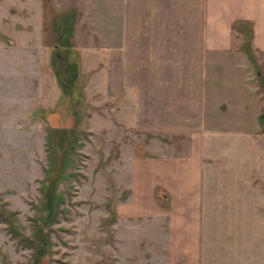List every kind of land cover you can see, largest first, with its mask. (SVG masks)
I'll use <instances>...</instances> for the list:
<instances>
[{"label":"rangeland","instance_id":"obj_1","mask_svg":"<svg viewBox=\"0 0 264 264\" xmlns=\"http://www.w3.org/2000/svg\"><path fill=\"white\" fill-rule=\"evenodd\" d=\"M239 20L209 49L183 0H0V264H174L165 235L119 211L132 157L202 137L199 264H264V50ZM72 125L63 199L41 223L46 135Z\"/></svg>","mask_w":264,"mask_h":264},{"label":"crops","instance_id":"obj_2","mask_svg":"<svg viewBox=\"0 0 264 264\" xmlns=\"http://www.w3.org/2000/svg\"><path fill=\"white\" fill-rule=\"evenodd\" d=\"M183 16L184 27L191 16L197 21L202 46L209 49L228 48L234 20H250L254 44L264 50V0H183ZM205 156L202 137L193 140L185 154L131 158L128 196L119 214L142 218V226L149 227L146 235H165L174 264L200 263ZM158 189L164 190L161 199L156 197Z\"/></svg>","mask_w":264,"mask_h":264},{"label":"trees","instance_id":"obj_3","mask_svg":"<svg viewBox=\"0 0 264 264\" xmlns=\"http://www.w3.org/2000/svg\"><path fill=\"white\" fill-rule=\"evenodd\" d=\"M235 22H244L243 20H235ZM243 32L248 35V38L253 35L252 27H248V29L243 30ZM249 53V52H248ZM251 57V56H250ZM66 61L65 70H71L72 64ZM52 64L57 65L54 60H52ZM56 74L60 77L58 78L61 82L62 89L64 93L69 94L70 85H66L63 80V73L59 72V69H55ZM78 93L79 90H78ZM80 94H78L79 96ZM67 97V96H66ZM77 113V111H74ZM261 117V116H260ZM80 130L76 128V126H64V127H55L51 126L46 135V145L48 147V165L44 170V177L41 180V193L42 198L39 206L41 223H47L50 219H52L59 209V203L63 199V192L57 188L58 183L63 179H66L69 175V171L67 168L72 166L74 163V155H75V147L77 145V138ZM63 152L62 157L64 159L59 160V151ZM42 255L41 248L37 251L35 262L37 263L39 257Z\"/></svg>","mask_w":264,"mask_h":264}]
</instances>
